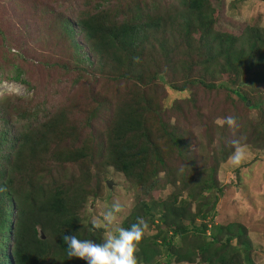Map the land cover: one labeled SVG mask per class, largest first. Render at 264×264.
Wrapping results in <instances>:
<instances>
[{
  "label": "rangeland",
  "instance_id": "rangeland-1",
  "mask_svg": "<svg viewBox=\"0 0 264 264\" xmlns=\"http://www.w3.org/2000/svg\"><path fill=\"white\" fill-rule=\"evenodd\" d=\"M97 1L100 0H0V97L10 98L4 104L0 117L7 119L11 116V108L16 107L15 98H27L29 105L37 108L42 117L61 107L73 116L70 121L80 122L89 113L92 98L96 94L101 95L112 103L93 120L94 136H87L86 131L79 140L87 150L91 147L92 161L68 160L60 164L58 158L50 153L55 147L50 143L44 152V157L56 167L57 177H61L62 172L65 178L74 174L86 186L87 195L78 208L77 223L86 229L85 239L102 241L106 230L103 227L93 229L91 220L99 218L114 201L123 205V212L113 228L121 226L139 202L171 201L176 196L179 201L188 199L191 191H195V195L197 187L192 184L189 189L187 183H200L199 180L206 178L207 169L213 167L215 186L222 189L217 195L213 223L242 224L247 229L253 264H264V149H261V144L256 146L250 141L255 129L256 135L262 136L261 128L256 124L261 122L260 109L264 110V81L247 78L238 85L230 83V78L220 72L221 62L208 63L206 51L195 49L196 41L203 35L206 38V32L201 28L194 31L189 40H181L179 34L176 35V24L183 14L179 0H108L101 6L122 11L117 17L124 16L123 13L132 10L135 4L142 8L144 14L156 11L160 15L161 29L153 33L146 43L140 41L134 52L123 59L122 70L129 76L128 81L115 82L110 76H114L119 67L92 55L77 30L74 39L81 45L78 53L81 59L75 63L68 40L61 32L59 18L66 14L74 20ZM207 3L212 23L210 33L239 37L244 31L254 29L264 34V1L208 0ZM41 6L46 7L45 15L39 10ZM16 69L21 72V79L28 82L29 88L10 79ZM183 78H201L205 83L213 84V88L203 87L195 81L188 84L183 93L169 89L168 82L179 84ZM135 90L144 92L159 108H165L163 119L183 136L188 146L184 159L175 155L169 159L175 176L160 173L151 189L150 181L138 183L127 179L99 156L101 146L98 148V145L102 141L103 128L115 112V96L121 101L127 92ZM230 90L238 91L231 93ZM117 91L119 93L116 94ZM174 103L178 110L169 109ZM254 103L258 106H252ZM228 115L237 117L239 128L235 132L218 123L220 118ZM241 136L246 138L243 142L247 145V155L237 164L231 160L234 151L231 141ZM57 142L61 148L66 142L71 143L66 138H58ZM229 149L225 159H221V150L227 152ZM166 153L163 152L164 155ZM179 173L185 174L182 181ZM106 181L111 183L110 188L105 186ZM189 203L190 212L195 211V202L189 199ZM145 220L149 227L144 236L157 235L159 244L165 228L160 225L158 215L152 217V223ZM187 236L185 243H190L191 234ZM198 259L195 257L194 264L199 262ZM171 260L169 264H185ZM156 261L164 264V255L158 256ZM81 264L85 262L81 261Z\"/></svg>",
  "mask_w": 264,
  "mask_h": 264
},
{
  "label": "trees",
  "instance_id": "trees-1",
  "mask_svg": "<svg viewBox=\"0 0 264 264\" xmlns=\"http://www.w3.org/2000/svg\"><path fill=\"white\" fill-rule=\"evenodd\" d=\"M207 1L179 0L184 15L181 13V20L176 24V35L178 33L181 40H189L191 34L201 28L206 32V38L204 35L200 37L195 49L206 51L208 63L221 62L220 72L230 78V83L238 85L247 78L264 81V34L254 29L244 31L239 37L210 33L212 23ZM104 2L107 4L108 0L95 2L74 20L62 15L59 18L61 32L68 40L75 63L81 59L78 55L81 45L74 39L77 30L92 55L119 67L110 77L115 82L128 81L129 76L122 70L124 57L131 55L140 41L146 43L161 29V18L156 11L144 14L136 4L132 10L124 12V16L117 17L122 11L103 9ZM39 10L46 14L45 6ZM63 67L69 69L66 65ZM10 79L30 87L21 79V72L17 69ZM195 81L203 87L213 88V84L205 83L201 78H183L179 84L168 82V86L175 93H183L188 84ZM117 98L115 96V112L103 128L105 131H102V141L98 145V148L101 146V159L104 158L127 179L138 183L150 181L149 189L160 173L174 177L175 170L169 165V159L174 155L183 158L188 146L183 136L163 119L165 108L162 110L138 90L127 92L121 101ZM8 99L0 97V114ZM14 101L16 107L11 108V116L7 119L0 117V188L7 189L0 191V264H81L80 260L67 256V245L62 237L75 233L78 238L85 239L86 229L77 223L78 208L87 195L86 186L74 174L65 178L62 172L61 177H57L56 167L44 157V152L50 143L55 147L49 152L58 158L60 164L83 159L91 162V147L87 150L79 140L86 131L87 136H94L93 120L112 102L96 94L86 118L73 122L69 120L73 116L61 107L42 117L37 108L29 105L27 98H15ZM252 106L258 105L254 103ZM169 109L179 108L174 103ZM260 113L261 122L256 125L264 137V110L260 109ZM252 132L250 141L256 146L261 144L264 149V138L256 135V129ZM58 138H66L71 143L66 142L61 148ZM222 151L221 159H225L230 149ZM163 152H167L166 155ZM214 171L209 167L206 178L199 180L200 183H187L188 187L193 184L198 190L195 195V191H191L188 199L177 201L176 196L171 201L139 202L131 209L122 227L129 228L137 217L149 219L152 223V217L157 214L160 225L165 228L159 244L157 235L143 237L136 252L137 264H159L156 258L161 254L165 257L164 264L172 262L171 259L175 263L194 264L195 257L201 264H253L247 229L236 222L213 223L217 195L222 190L215 186ZM178 176L181 181L185 178V174L179 173ZM189 199L195 202L193 212H190ZM196 221L199 224H195ZM188 234H191V241L185 243Z\"/></svg>",
  "mask_w": 264,
  "mask_h": 264
},
{
  "label": "clouds",
  "instance_id": "clouds-1",
  "mask_svg": "<svg viewBox=\"0 0 264 264\" xmlns=\"http://www.w3.org/2000/svg\"><path fill=\"white\" fill-rule=\"evenodd\" d=\"M218 123L233 132L239 128L237 117L228 115L220 118ZM245 137H238L231 141L234 151L231 160L240 163L246 158L247 145ZM0 191H7L0 188ZM123 212V205L114 201L99 218L91 220L93 229L103 227L106 234L101 242L91 239H80L75 233L65 234L62 238L67 245V256L84 261L85 264H137L136 252L149 225L143 217H137V221L129 228L112 226L116 224L119 214Z\"/></svg>",
  "mask_w": 264,
  "mask_h": 264
},
{
  "label": "water",
  "instance_id": "water-1",
  "mask_svg": "<svg viewBox=\"0 0 264 264\" xmlns=\"http://www.w3.org/2000/svg\"><path fill=\"white\" fill-rule=\"evenodd\" d=\"M105 186H106L107 188H110L111 183H110L109 181H106V182H105ZM41 238H43V236H41Z\"/></svg>",
  "mask_w": 264,
  "mask_h": 264
}]
</instances>
